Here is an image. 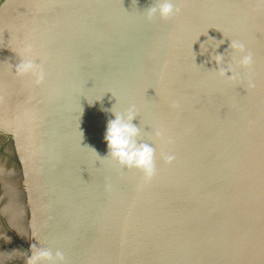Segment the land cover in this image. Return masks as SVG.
Instances as JSON below:
<instances>
[{"label":"clouds","instance_id":"clouds-1","mask_svg":"<svg viewBox=\"0 0 264 264\" xmlns=\"http://www.w3.org/2000/svg\"><path fill=\"white\" fill-rule=\"evenodd\" d=\"M179 8L174 0H155V3L145 10L148 20L155 16L161 19H168L173 14L179 13ZM230 47L237 53H244L240 56L237 64L240 67L248 68L253 63L251 53L245 52V47L239 41H232ZM217 65H222L223 56L216 55L214 57ZM17 76L32 75L35 77V83L40 84L44 79V71L40 64L31 58L21 59L15 66ZM220 76L228 79H235L237 73L231 65L220 67L218 70ZM231 73V75H226ZM252 85L250 84V87ZM135 117V109L130 107L124 113L115 112L114 118L107 121L104 140L107 145V156L115 160L124 168H136L143 172L146 180H150L155 174V149L148 143H137L135 137L139 134V129L132 124ZM172 156L166 158V162H171ZM64 264V256L60 251H56L55 255L47 249L36 247L33 249L27 264Z\"/></svg>","mask_w":264,"mask_h":264},{"label":"water","instance_id":"water-1","mask_svg":"<svg viewBox=\"0 0 264 264\" xmlns=\"http://www.w3.org/2000/svg\"><path fill=\"white\" fill-rule=\"evenodd\" d=\"M159 264H264V201Z\"/></svg>","mask_w":264,"mask_h":264}]
</instances>
